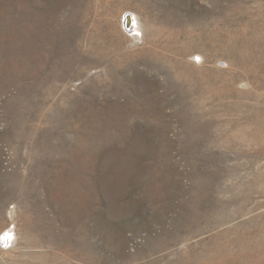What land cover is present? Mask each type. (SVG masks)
<instances>
[{
  "label": "rangeland",
  "instance_id": "374dc122",
  "mask_svg": "<svg viewBox=\"0 0 264 264\" xmlns=\"http://www.w3.org/2000/svg\"><path fill=\"white\" fill-rule=\"evenodd\" d=\"M0 264H264V0H0Z\"/></svg>",
  "mask_w": 264,
  "mask_h": 264
},
{
  "label": "bare ground",
  "instance_id": "6f19581e",
  "mask_svg": "<svg viewBox=\"0 0 264 264\" xmlns=\"http://www.w3.org/2000/svg\"><path fill=\"white\" fill-rule=\"evenodd\" d=\"M127 15V13H126ZM125 17V16H124ZM125 24H128L131 29L133 30V32L135 31L136 33L137 32H140V28H139V20H138V17L136 15V13H133L131 12L130 14H128L126 17H125ZM124 24V25H125ZM141 26V25H140ZM142 29V28H141ZM128 31V30H127ZM139 36V35H138ZM134 37V36H133ZM137 37V36H136ZM135 37V38H136ZM13 235V230H10V231H6L5 232V236H4V239H10L11 240V237ZM3 236V235H2ZM14 236V235H13ZM8 242V241H7Z\"/></svg>",
  "mask_w": 264,
  "mask_h": 264
},
{
  "label": "built area",
  "instance_id": "2783aa9c",
  "mask_svg": "<svg viewBox=\"0 0 264 264\" xmlns=\"http://www.w3.org/2000/svg\"><path fill=\"white\" fill-rule=\"evenodd\" d=\"M127 27L130 28L128 24H127ZM6 243H7V239L4 241V244H6Z\"/></svg>",
  "mask_w": 264,
  "mask_h": 264
},
{
  "label": "water",
  "instance_id": "95a60500",
  "mask_svg": "<svg viewBox=\"0 0 264 264\" xmlns=\"http://www.w3.org/2000/svg\"><path fill=\"white\" fill-rule=\"evenodd\" d=\"M130 27V26H129ZM6 239H4V241H5Z\"/></svg>",
  "mask_w": 264,
  "mask_h": 264
}]
</instances>
